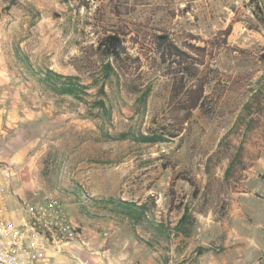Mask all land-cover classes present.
I'll use <instances>...</instances> for the list:
<instances>
[{
  "label": "rangeland",
  "instance_id": "1",
  "mask_svg": "<svg viewBox=\"0 0 264 264\" xmlns=\"http://www.w3.org/2000/svg\"><path fill=\"white\" fill-rule=\"evenodd\" d=\"M256 5L264 17V0H0V87L9 86L14 94L2 98L16 103L11 98L16 96L25 106L4 112L21 120L3 127L6 134L4 143L0 142V158L10 153L24 155L30 164L26 174L39 187L37 198L23 200L22 204H34L47 194L57 195L70 204L69 210L76 209L93 221L90 226L98 224V231L108 228L106 224L114 217L123 232L168 264L172 258L174 261L170 243L153 236L151 229L131 226L119 213L110 212L105 201L146 203L148 217L169 226L186 210L195 221L188 243L207 242L198 250L220 249L214 254V260L219 261V254L220 258L237 257L236 240L226 247L223 244L226 233L231 231L233 236V232L241 235L243 231L240 218L230 216L232 194H248L240 199L247 214L238 204L234 206L235 214H243L248 223L246 234L258 241L256 246L260 248L241 258L256 256L244 264H258L264 247V130L257 128L243 136V130L234 128L218 151L220 140L241 113L250 87L257 88L255 82L260 77L264 89V27L253 16ZM229 24V46L218 56L217 65L223 80L230 82V90L219 111L212 116L195 111L185 134L165 136L163 142L157 143H142L132 137L121 139L119 135H153L168 123L164 77L151 76L156 79L143 117L133 110V97L124 96L125 104L114 107L109 122L100 126L95 119L82 118L83 106L73 99L65 98L77 110L75 113L69 112L67 104L48 96L15 58L17 51L27 57L35 71L48 68L71 75L69 59L95 44L106 30L120 28L129 33L125 43L135 56L148 53L150 37L159 30L211 39ZM249 25L259 29L251 30ZM235 47L243 52L232 53ZM239 145L248 155L245 163L249 169L235 173L238 180L227 179L224 171ZM225 146L229 151L225 152ZM221 153L226 156L220 158ZM31 165L34 169L30 171ZM6 168L10 179L23 177L24 167L20 164L0 163V175ZM5 181L0 177V182ZM93 202L101 204L93 206ZM14 212L9 209V221L16 215ZM200 216L209 217L208 232L202 231L206 222ZM198 235L202 239L196 238ZM173 239L177 248L184 244L180 237ZM40 262L78 264L79 259L62 247L61 252L50 253Z\"/></svg>",
  "mask_w": 264,
  "mask_h": 264
},
{
  "label": "trees",
  "instance_id": "2",
  "mask_svg": "<svg viewBox=\"0 0 264 264\" xmlns=\"http://www.w3.org/2000/svg\"><path fill=\"white\" fill-rule=\"evenodd\" d=\"M255 9L253 16L257 23L264 27V17L257 5ZM231 28L232 25L229 24L211 39H203L192 33L180 35L179 32H172L170 29L159 30V33L150 37L151 49L148 53L135 56L129 52L125 43L129 33L120 28L106 30L97 38L95 44L82 48L80 55L69 59L67 64L73 72L71 75H61L48 68L35 71L28 63L27 57L17 51L15 58L48 96L67 104L65 107L69 112L75 113L77 110L73 109L65 98L73 99L83 106L84 114L80 116L95 119L100 126L109 122L114 107L125 104L124 96L133 97V110L143 117L156 79H152L151 76L164 77L168 123L159 128L160 132L156 130L153 135L138 134L137 137L128 133L119 135L121 139L132 137L142 143H157L163 142L165 136L172 135V138H176L182 133L185 134L195 111L203 116H212L219 111L225 95L230 90V82L223 80L224 75L217 62L218 56L229 46L227 37ZM248 28L259 29L252 25ZM199 43L201 45H198ZM242 52L236 47L232 49V53L237 55ZM251 79L252 77L249 81ZM261 82L262 77L255 82L258 84L257 88L250 87L248 91L250 95L242 105L241 113L237 115L232 128L220 140L218 151L222 150L224 138L233 132L234 128L238 131L243 130V136L257 128L264 130V89ZM170 129L173 133H170ZM224 149L227 152L230 148L225 146ZM225 156L221 153L220 158ZM247 156L243 146L239 145L229 160L224 177L234 179L235 173L247 171L249 169V165L245 163ZM105 203L108 204L110 212L119 213L131 226L140 225L146 230L151 229L152 235L164 242L170 243L172 234L175 236L180 234L182 240L189 238L195 224L186 210L173 226H169L154 222L148 217L149 208L146 203L134 205L120 200ZM91 204L98 206L101 203Z\"/></svg>",
  "mask_w": 264,
  "mask_h": 264
},
{
  "label": "crops",
  "instance_id": "3",
  "mask_svg": "<svg viewBox=\"0 0 264 264\" xmlns=\"http://www.w3.org/2000/svg\"><path fill=\"white\" fill-rule=\"evenodd\" d=\"M1 69V68H0ZM10 90V92H9ZM19 90V89H17ZM17 93V91L15 92ZM6 94L14 95L11 91L10 87H0V110L2 113H0V142L4 143V134H6L5 129L3 128L5 125L12 124L14 122H17L21 120L20 117L16 116L15 114L10 113L8 116L4 114L7 110L10 111L11 109H21L25 106L24 103L21 101H17L16 96L11 98L16 102H7V98H2ZM17 120V121H14ZM19 125V124H18ZM29 161L25 159L24 155L19 154H13L10 153L6 157L0 158L1 164H20L22 168V175H17L16 177H13L9 181V187L8 183L5 181V183L0 182L1 185L6 189L3 192V197L5 199V203L7 206V213L5 214L6 219L9 221L8 213L9 209L12 208L16 212V217H12L9 222L19 225L21 223V205L23 200H29L32 201L39 195V187H35L34 183L30 179V177L26 174V171L29 167ZM34 167H30V171L33 170ZM0 177L4 178L3 175H0ZM248 194H241V193H233L232 194V205L230 216L234 219L240 218V224L243 228V231L241 235H236L235 232H233L235 235H231V231L226 233V237L224 240L223 246L226 247L228 242H230L232 239L236 240L237 244V254H235L236 259L232 260L229 258H220L221 254H219V261L214 260V254L216 252H219L220 249H200L199 247L205 246L207 242L204 241H192L190 244L188 243V240L192 237L193 234L189 238H186L182 240L181 235H177L176 237H180L181 241H184V244L181 245L180 248H177L176 245L173 243L174 234L170 237V247L169 250L171 251L172 256L174 257L168 264H244L245 262H251L252 260H255L256 256L253 259H242L241 257L243 254L247 252H252L255 250L257 251L260 248V245L258 241H256L254 238L248 236L246 234L247 230V220L243 218V214L239 216L238 214H235L237 211L234 206H241L244 210V207L242 206L240 199L243 196H247ZM238 196V197H237ZM67 209L70 208V204H65ZM72 208V207H71ZM69 210V209H68ZM14 212V213H15ZM245 212V210H244ZM69 213L71 216H73L74 220L77 221L80 226L85 230L86 236L88 237L89 245H91L88 248L80 247L78 248L75 244L77 243H70L66 246H64L72 256L79 259L78 264H163L159 259L157 253L150 252L147 247L139 243L138 241L132 239V237H129V235L126 232H123L121 230V226H119L116 222V219L114 217H111L112 219L109 220V222L106 224L108 228H105L103 230L107 231L109 234V237L106 240H103L98 236V233L103 230H99L98 224L95 225H89V222L85 216L80 215L77 210L71 209L69 210ZM246 213V212H245ZM247 214V213H246ZM248 216V215H247ZM202 220H205L206 226H203L202 231L208 232L207 229L209 228V217H203L200 216ZM249 219V217H248ZM98 222V221H97ZM99 223V222H98ZM104 228V227H103ZM200 229V230H201ZM263 229V228H262ZM199 230V229H198ZM264 233V230L263 232ZM133 236V234H132ZM207 237V236H206ZM198 239H202L201 236H196ZM261 240L264 242V239L261 238ZM217 246V244H215ZM206 248V247H204ZM263 248H261L260 257L263 251ZM168 250V249H167ZM94 253H97L94 254ZM257 255V254H256ZM196 258V259H195ZM82 260L87 261L86 263ZM196 260V261H195ZM257 264V263H256Z\"/></svg>",
  "mask_w": 264,
  "mask_h": 264
},
{
  "label": "built area",
  "instance_id": "4",
  "mask_svg": "<svg viewBox=\"0 0 264 264\" xmlns=\"http://www.w3.org/2000/svg\"><path fill=\"white\" fill-rule=\"evenodd\" d=\"M3 174L9 187L7 168ZM5 190L0 184V264H41L46 255L59 253L70 243L83 248L90 246L85 230L67 211L64 201L54 194H47L34 204L23 203L21 223L9 222L5 217ZM98 236L106 240L109 234L103 230ZM258 264H264V248Z\"/></svg>",
  "mask_w": 264,
  "mask_h": 264
}]
</instances>
